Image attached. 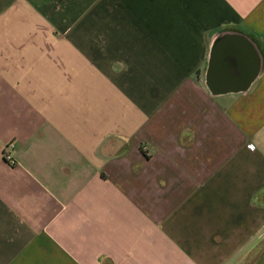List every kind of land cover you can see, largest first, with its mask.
I'll return each instance as SVG.
<instances>
[{
  "label": "crops",
  "instance_id": "crops-1",
  "mask_svg": "<svg viewBox=\"0 0 264 264\" xmlns=\"http://www.w3.org/2000/svg\"><path fill=\"white\" fill-rule=\"evenodd\" d=\"M252 255L264 0H0V264Z\"/></svg>",
  "mask_w": 264,
  "mask_h": 264
},
{
  "label": "built area",
  "instance_id": "built-area-1",
  "mask_svg": "<svg viewBox=\"0 0 264 264\" xmlns=\"http://www.w3.org/2000/svg\"><path fill=\"white\" fill-rule=\"evenodd\" d=\"M247 148L251 151H254L255 150V145L254 144H248L247 145ZM4 157L7 159V160H10L12 162V156L10 155V153L8 152V148L4 151Z\"/></svg>",
  "mask_w": 264,
  "mask_h": 264
},
{
  "label": "rangeland",
  "instance_id": "rangeland-1",
  "mask_svg": "<svg viewBox=\"0 0 264 264\" xmlns=\"http://www.w3.org/2000/svg\"><path fill=\"white\" fill-rule=\"evenodd\" d=\"M255 259V255L250 256L249 258L246 259L245 264H250L251 260L253 261Z\"/></svg>",
  "mask_w": 264,
  "mask_h": 264
},
{
  "label": "water",
  "instance_id": "water-1",
  "mask_svg": "<svg viewBox=\"0 0 264 264\" xmlns=\"http://www.w3.org/2000/svg\"><path fill=\"white\" fill-rule=\"evenodd\" d=\"M211 83V81H209V84ZM212 83H213V81H212Z\"/></svg>",
  "mask_w": 264,
  "mask_h": 264
}]
</instances>
